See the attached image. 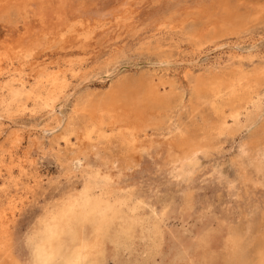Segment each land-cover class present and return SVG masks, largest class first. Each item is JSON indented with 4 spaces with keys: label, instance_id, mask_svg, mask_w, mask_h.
Instances as JSON below:
<instances>
[{
    "label": "rangeland",
    "instance_id": "1",
    "mask_svg": "<svg viewBox=\"0 0 264 264\" xmlns=\"http://www.w3.org/2000/svg\"><path fill=\"white\" fill-rule=\"evenodd\" d=\"M218 1L0 0V264H34L44 224L54 223L49 216L86 183L108 190L116 200L113 210L100 222H77L74 231L62 220L57 252L46 264H63L85 241L92 245L83 248L80 264L262 261L264 139L250 149L255 155L248 147L241 152L262 118H253L250 130L245 125L219 137L217 147L199 151L181 174L168 151L179 120L190 121L194 79L264 71V0H229L233 15L225 19ZM109 69L115 72L110 77ZM94 73L106 77L83 83ZM132 82L155 86L172 100L135 132L143 145L136 163L122 167L93 145L83 149L73 170L69 158L78 141L70 132L81 104ZM21 85L23 92L15 93ZM68 92L63 115L44 131L47 103ZM257 99L263 116L264 85ZM120 114L118 109L115 116ZM101 123L105 135L132 133L121 121ZM66 138L74 144L66 145Z\"/></svg>",
    "mask_w": 264,
    "mask_h": 264
},
{
    "label": "bare ground",
    "instance_id": "2",
    "mask_svg": "<svg viewBox=\"0 0 264 264\" xmlns=\"http://www.w3.org/2000/svg\"><path fill=\"white\" fill-rule=\"evenodd\" d=\"M218 2H219L218 3L219 7L221 8L220 17L226 18L233 15V10L229 0H220ZM122 3L124 4L125 2ZM124 8L125 7L123 6L122 9ZM122 9L121 11H123ZM117 10L114 12H118ZM209 12L211 13L210 16H213V21H211L213 22L212 27H216V23H217L216 19H218L216 18L217 12L215 11L214 8H210ZM104 15H107V13ZM107 16L109 18V15ZM221 20L224 21L222 18ZM223 23H225V21ZM30 40H28L27 42H30L32 44L33 40L31 41ZM27 44L29 46V43ZM27 44L25 43V45ZM159 62L166 63L168 61L160 60ZM105 73H107L106 76L109 77L112 76L113 73L115 74L114 69L113 70L109 69V71L107 70ZM106 76H103L102 73L101 74L94 73L91 74L89 77L83 79V83H87L91 81L92 78L95 77L103 79V77ZM263 80H264L263 70L258 72L256 71L246 72V74H242V72L237 73L236 71L222 72L219 74L217 73L209 76L199 77L193 80L192 82L193 93L191 95V98L188 100L190 106V111H189L190 121L189 123H187L188 121L187 122L185 121L186 123L185 122L182 123L179 120V126H178L179 128L174 134L172 142H169L168 144L169 156L172 157V161L179 163L181 168L180 174L182 173V167L186 164H189L192 161V159L197 155V153L199 155V151H203L204 149L208 150V147H211L212 145L214 146L215 142L218 140L219 137H222V135L224 136L225 134L226 135L233 134L236 130L240 129L241 127L243 128V126L245 125L248 126L249 124L252 123L251 120H253V118H257V119L262 118V121L260 122L261 124L258 122L260 125L259 127L256 124L258 127V131L255 130L256 132L254 134H252L253 130L249 132L251 133L250 141L247 143L246 141L244 142L242 146L243 148L241 147L243 151L241 150V152L243 153L247 151V149H249L248 150L249 152L250 149L256 150V148H258L257 146L260 143L259 142L260 139L262 138L264 139V115L262 116L261 108L259 106L260 102L258 99L256 100V98L260 95V89L264 85V83L262 82ZM23 87L24 86L21 85L20 88L16 89L17 91H15V93L16 92L18 93V91L22 93L23 92L22 89H24ZM74 88H73V92L76 89ZM28 91L29 92L26 91V93H30L31 90L29 89ZM71 94L72 93L69 92L68 94L63 93L61 98L59 99L54 98L51 102L47 103L49 109L48 112L46 113V120L44 121V128H43L44 131L48 132L54 129V127L48 128L49 122L50 120H54L56 117H58V115H63L64 113L63 108L67 104V101L71 96ZM11 95H14V93H12ZM163 95L159 90L155 89V86L154 87L150 86V89H144V86H142L141 83L132 82L129 84H124V86L120 84L119 87L116 90H114V93H109L108 95L104 97L102 96L97 100L92 98L85 99L79 108L80 114L78 116L76 115L77 116L76 121L72 124L71 127L70 133L73 134L75 140L78 141V145L77 143H75L77 145V146L75 145L77 151L74 153L72 157L69 158V161L71 163V168L73 170L74 169L77 170V168L80 167L82 163V159H81L82 156L80 154H84L83 149H86V147L88 146L93 147V145L98 146V149L102 150L103 157L108 152H110V157L113 158V160L109 159L110 161H116L118 164H121V166L124 165L127 167H131L132 165H134L136 163L137 156L139 154L140 146L142 145L137 141L135 132L139 130L140 127L147 126L148 125L147 121L150 120L153 121V119H155L153 113L157 108L163 107L172 102L171 97L168 98L166 96L167 98H165V96ZM118 109L121 110V114L119 115V117H116L115 114ZM196 115H199L200 119L199 118L196 119ZM62 119L58 123H60ZM12 121L14 123L17 122V120L15 119H13ZM77 121L79 122L77 123ZM120 121L128 125V128L132 132L130 136H126L124 134L126 130L124 132L123 131L115 132L114 134L110 132L111 135L110 134L105 135L106 133H103L104 131L103 130L101 131V129L98 127L99 122L100 123L102 122L101 124L106 123L109 125L112 124L113 122H120ZM56 125L59 126L58 124ZM252 126L253 127H251V129L252 128L254 129L255 126L254 125ZM240 130H238L237 132H239ZM42 133L44 134V132ZM105 137H109V138H106L105 140L101 141V139H104ZM96 142L99 144H97ZM65 144L72 146L74 143L70 140V138H66ZM255 152H253L254 155ZM246 155L249 156L248 154ZM257 155L258 154H256V156ZM256 156L254 159L257 158ZM250 173L252 172L250 171ZM249 179H251L250 176ZM115 202L116 200H111L110 192L108 190H106L104 187L102 188L99 187L98 190H96L95 186L91 185L90 183H86L78 194H72L69 197H67V199L62 203V206L60 207L59 211L49 216L50 219H53L54 223L48 222L44 224L45 228H44L43 236L40 239V241H38L35 244L34 264H46L56 254L58 249L57 246L58 232L56 230V227L59 226V223L62 220L65 219V224H68L71 227L72 226L76 227L75 224H77V222L83 221L86 218L92 219L94 220V222H96L95 220L100 222V220L107 217L109 211L111 213V210H113L112 208L114 207ZM73 227L71 228V231H74ZM254 242H256V240ZM79 243H80L79 245L72 247L69 256H67L63 264H80V260L83 257L82 256L83 248H86L87 246L90 247L89 245H92V242L89 243L85 241ZM261 243H262L261 245H263L262 246L263 255L261 254L262 261L259 264H264V239L262 240ZM238 254L240 253L238 252ZM249 260L251 261V259Z\"/></svg>",
    "mask_w": 264,
    "mask_h": 264
}]
</instances>
